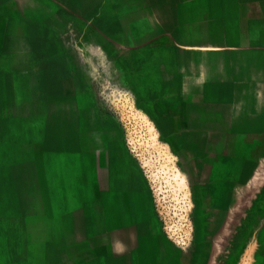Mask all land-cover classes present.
I'll use <instances>...</instances> for the list:
<instances>
[{
  "label": "rangeland",
  "instance_id": "1",
  "mask_svg": "<svg viewBox=\"0 0 264 264\" xmlns=\"http://www.w3.org/2000/svg\"><path fill=\"white\" fill-rule=\"evenodd\" d=\"M264 264V0H0V264Z\"/></svg>",
  "mask_w": 264,
  "mask_h": 264
},
{
  "label": "crops",
  "instance_id": "2",
  "mask_svg": "<svg viewBox=\"0 0 264 264\" xmlns=\"http://www.w3.org/2000/svg\"><path fill=\"white\" fill-rule=\"evenodd\" d=\"M206 254V251H203V257L201 258L200 264H204L205 257L204 255Z\"/></svg>",
  "mask_w": 264,
  "mask_h": 264
}]
</instances>
